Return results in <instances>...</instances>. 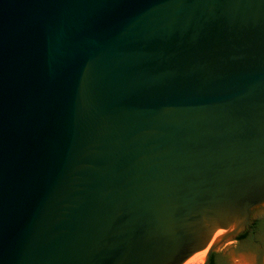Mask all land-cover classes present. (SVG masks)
I'll list each match as a JSON object with an SVG mask.
<instances>
[{"label":"water","instance_id":"95a60500","mask_svg":"<svg viewBox=\"0 0 264 264\" xmlns=\"http://www.w3.org/2000/svg\"><path fill=\"white\" fill-rule=\"evenodd\" d=\"M264 209V0H0V264H191Z\"/></svg>","mask_w":264,"mask_h":264},{"label":"flooded vegetation","instance_id":"af4514ba","mask_svg":"<svg viewBox=\"0 0 264 264\" xmlns=\"http://www.w3.org/2000/svg\"><path fill=\"white\" fill-rule=\"evenodd\" d=\"M233 239L244 245L235 254L246 257L259 255L256 261L257 264H261V261L264 260V211L254 210L245 230ZM226 257L227 253L219 254L216 259L214 257V264H226Z\"/></svg>","mask_w":264,"mask_h":264},{"label":"rangeland","instance_id":"374dc122","mask_svg":"<svg viewBox=\"0 0 264 264\" xmlns=\"http://www.w3.org/2000/svg\"><path fill=\"white\" fill-rule=\"evenodd\" d=\"M262 210L264 211V209H262ZM262 210H259V211H262ZM243 247H244V245L239 244L238 242L233 243V244L228 242L227 245L216 255L215 259L218 257L219 254L227 253L226 264H234L233 257L237 255V254H235V252L240 250ZM237 256L242 258L245 262L257 264L256 260H258L259 255H257V257L256 256L246 257V256H243L241 254H238ZM203 260H204V258H203ZM203 260L200 262H194L191 264H201L203 262ZM261 264H264V260L261 261Z\"/></svg>","mask_w":264,"mask_h":264},{"label":"crops","instance_id":"0c3cea01","mask_svg":"<svg viewBox=\"0 0 264 264\" xmlns=\"http://www.w3.org/2000/svg\"><path fill=\"white\" fill-rule=\"evenodd\" d=\"M237 241H231L230 243H236ZM234 264H252L249 262H245L242 258L238 257L237 255L233 257Z\"/></svg>","mask_w":264,"mask_h":264},{"label":"trees","instance_id":"16d2710c","mask_svg":"<svg viewBox=\"0 0 264 264\" xmlns=\"http://www.w3.org/2000/svg\"><path fill=\"white\" fill-rule=\"evenodd\" d=\"M213 259H214L213 253H211L210 260H209L208 264H214V260Z\"/></svg>","mask_w":264,"mask_h":264},{"label":"bare ground","instance_id":"6f19581e","mask_svg":"<svg viewBox=\"0 0 264 264\" xmlns=\"http://www.w3.org/2000/svg\"><path fill=\"white\" fill-rule=\"evenodd\" d=\"M203 259H200V260H198V261H196V262H200V261H202Z\"/></svg>","mask_w":264,"mask_h":264}]
</instances>
